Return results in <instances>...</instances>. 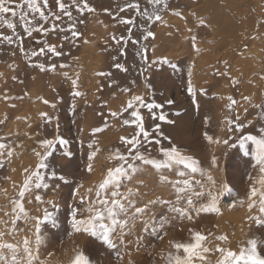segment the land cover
Wrapping results in <instances>:
<instances>
[{
    "label": "rangeland",
    "instance_id": "374dc122",
    "mask_svg": "<svg viewBox=\"0 0 264 264\" xmlns=\"http://www.w3.org/2000/svg\"><path fill=\"white\" fill-rule=\"evenodd\" d=\"M197 1L166 0L165 8L163 4L150 5L148 0H87L95 10L81 15L70 7L69 19L58 11L55 0H48V8H43L40 0L46 21L26 6L17 9L15 17L3 16L15 29L13 32L0 22V35L13 37L12 44L0 41V143L6 146L0 152L11 153L0 155V220L7 221L0 223V230L12 232L3 238L8 243L29 238L37 257L34 264H72L78 253L90 264H169L170 254H175L171 244L191 242L189 229L208 236L205 246L211 249L219 246L238 252L247 247V241L255 239L257 254L264 258V223L258 226L255 222L261 216L259 203L254 201L249 210L247 199L259 176L257 145L245 141L242 148L240 144L241 137L264 138V0H250L254 28L238 50L212 37L203 16L193 13ZM62 2L72 5L73 0ZM132 4L138 8L129 7ZM21 11L27 13L25 20L20 19ZM50 13L61 18L56 20ZM157 14L160 20L155 19ZM29 20L31 24L26 23ZM71 25L74 28L69 30ZM25 27L48 31H33L28 36ZM71 31L80 35L73 37ZM149 32L153 35L148 36ZM157 39H163L161 49L155 47ZM45 45L55 46L61 54L54 56L45 48L43 54L31 56ZM118 64L123 70L116 67ZM77 77L78 97L72 95L71 83ZM189 85L193 95H189ZM134 96L142 97L145 105L160 107L149 111L134 102L133 109L120 115ZM229 97L236 101L231 109ZM133 110H138L153 141L139 150L159 166L134 161L135 170L103 192L104 198H110L116 191L118 196L127 197L122 203L129 206L125 209L128 224L124 235L121 237L117 229L113 236L117 247L110 249L97 237L76 232L71 213L76 208L77 219L88 216L85 210L97 200V185L106 169L119 163L117 150L119 154L127 153L120 137L135 135ZM111 112L118 115L112 117ZM41 113L47 115L42 117ZM161 115L165 120L159 119ZM125 119L133 122L124 125ZM236 124L246 126L240 132H230L229 127L235 129ZM157 125L159 130L154 131ZM97 128L103 131L94 132ZM205 133L213 137V143L205 140ZM57 137L68 143L59 146ZM45 140L53 141L47 168L41 169L42 183L47 187L36 189L33 185L24 199L28 218L21 217L13 225V217L3 213L10 211L8 201L17 198L24 164L30 160L29 170H35L36 153L43 155ZM89 144L100 149L91 161V172L87 170L88 155L93 150ZM173 145L183 156L198 161V171L192 172L162 155L161 148ZM52 173L55 178L49 179ZM15 174L18 183L11 182ZM222 185L228 190L221 192ZM37 195L41 197L39 203ZM213 196L216 211L198 215L192 211L209 206ZM187 198L193 200L191 207L186 204ZM145 205V212L133 217L135 208ZM173 206L189 211L193 221L177 219ZM45 210L50 214L47 220ZM36 217L41 220L39 233ZM161 217L171 221L159 232L163 239L154 232ZM220 236L227 239L218 240ZM230 236L238 243H234V249L228 246L229 240L233 241ZM219 255L208 254L207 260L216 264Z\"/></svg>",
    "mask_w": 264,
    "mask_h": 264
},
{
    "label": "snow or ice",
    "instance_id": "6c2138e0",
    "mask_svg": "<svg viewBox=\"0 0 264 264\" xmlns=\"http://www.w3.org/2000/svg\"><path fill=\"white\" fill-rule=\"evenodd\" d=\"M55 3L57 5L58 11L63 14L64 16L69 17L71 19L72 12L69 10L70 7H75V10L79 12L81 15H83L84 11L87 12H93L95 9L90 7L87 0H80L78 3L77 0H73L72 5H66L62 0H55ZM148 3L150 5H161L165 8H167L166 0H148ZM43 8H48V0H42ZM26 6L27 9L34 14H39V18L41 20H47V16L45 12L42 10L40 6V0H22V3H14V0H0V22L4 24L5 27H7L10 30L15 29V25L6 20L3 19L4 15L10 14L11 16L15 17L17 15V9H23V7ZM131 8H138V5L132 4L129 5ZM123 10V9H122ZM176 15H179V13H175ZM27 13H24L21 11L20 19L25 20V16ZM50 15H55V13H50ZM147 16V13L144 14ZM61 17L59 15H55V19L59 20ZM151 19V17H148ZM156 20H160L161 17L157 14L155 15ZM122 23H132V21L129 20H122ZM27 24H31V21H26ZM202 23V22H201ZM55 25L53 26L52 30H55ZM74 28V25L70 26L71 30ZM25 33L28 36H31L33 31H40L42 33L47 32V29H44L42 27L37 28H24ZM131 31V29H129ZM71 35L73 37H78L80 34L76 31H71ZM148 36H152L153 34L149 32L147 34ZM66 38V37H65ZM147 38V37H145ZM21 39L22 38H18ZM115 40V37H113ZM0 41H7L9 44L13 43V37L12 36H3L0 35ZM87 42V41H86ZM119 43V41H116ZM37 43H40V41H37ZM133 43H136V41H133ZM45 48L47 49V52L51 53L54 56H59L61 53L57 52L55 46L51 45H45L41 49H39L38 52L34 51L31 53V56H37L39 54H43L45 52ZM20 51L23 53L24 49L21 46ZM123 54V53H122ZM40 67L41 71H44L43 65H38ZM116 67L121 68V65H116ZM123 70V69H122ZM97 75H105V73H97ZM264 79V77H262ZM72 87H73V96H80L81 93L79 91H76L78 84V77L77 79H72L71 81ZM124 91H127L125 89ZM189 95H193V89L191 85H189L188 88ZM231 103L228 105V108L231 109L232 105L236 103L235 100H233L231 97L228 98ZM245 100L248 99V97H244ZM45 104L48 103V101H43ZM134 102L135 104L140 105L141 107H147L149 111H151L154 108L160 107V105L157 104H146L144 103V100L140 96H134L131 100H129L126 104V106L122 109L120 115L123 114V112H127L129 109L134 108ZM168 103H172V101H168ZM256 107H259L257 105ZM46 113H41V116H46ZM110 115L112 117H116L118 115L117 112H111ZM131 116L135 118V127L136 132L135 135H133L131 138L128 137H120L121 143H123L127 147V153L126 154H119V150H117V154L115 158L119 161V163L115 167H110L106 169L104 178L102 181L97 185V200L92 202V206L86 209L89 214L88 216L77 219V209H72V227L76 232H85L90 234L93 237H97L100 239L108 248L115 249L117 245L113 243V236L116 234L117 229H119V234L122 237L124 235V229L126 228L128 224L127 212L125 211L126 207H129L128 205H125L122 203V201L127 200V197L118 196L116 191H113L110 198H104L103 192L109 188L110 185H116L120 182V180L123 177H126L131 174L132 171L135 170L136 165L134 161H141L145 164H152L154 166L156 165L155 161L146 159L145 156L140 152V147L145 146V144H150L153 141L150 139V133L144 129L143 123H142V117L139 115L138 110H133L131 112ZM161 121L165 120V117L161 115L159 117ZM239 117H237V120ZM133 121H129L125 119L123 121L124 125H128L132 123ZM207 122V121H206ZM0 123H3V121H0ZM229 125H231L233 122L230 120L228 121ZM246 125H240L236 124L235 129L232 127H229V131H236L240 132L243 127ZM159 130V125L156 126L154 131ZM94 132H101L103 131L100 128L94 129ZM204 138L208 143H213V137L208 135L207 133L204 134ZM3 139V138H0ZM245 141H254V143L257 145V152H256V163L258 165V173L259 176L257 178L256 183L253 184V186L249 189L248 192V208L251 210L254 207V201H258L259 203V213L261 214L259 219H256V224L259 226L261 223H264V138L257 140L255 137L249 135L246 137H241L240 144L241 147H244ZM223 143L227 144L228 141L224 140ZM68 143L67 140H64L62 138L57 137L56 138V144L63 147ZM155 143L159 144L160 141L156 140ZM215 143H221L220 140H216ZM6 146L3 143H0V149H4ZM43 147L45 148V152L43 155H41L39 152L36 153L38 157V163L35 166V170H29L27 168L23 169L22 175H24V179L22 182V185L19 187L17 192V198L9 200L8 203L11 206L10 211L4 212V216H12L13 219L11 220V223L13 225L16 224V221L19 220L21 217L25 218L27 220L28 213L24 206V199L25 195L29 193L34 185L36 189H39L41 187H47V184H43V175L41 173V169L47 168L46 160L49 156H51L52 152L50 151L53 148V141L52 140H45L43 142ZM90 149H93L89 155H88V167L87 170L91 172L93 170V165L91 161L95 158L96 153L100 151L99 148H94L92 144H89L88 146ZM161 153L164 157H167L169 161H175L178 164L183 165L186 168H189L192 172L198 171V161H196L193 158L185 157L183 156L179 149L176 146H170L167 149L161 148ZM68 155V153H65ZM0 155H8L11 156V153H3L0 152ZM133 161V162H130ZM215 162V160H213ZM165 167L168 165L165 164ZM0 167H3V161H0ZM55 178V173H52L49 176V179ZM164 180V178H162ZM187 181L185 182V185L187 187ZM257 184L259 187H257ZM227 185H222L221 192L227 191ZM183 191V189L181 190ZM180 193H177V196L179 198ZM35 200L39 203L41 202V197L39 195L35 196ZM31 203V201H28ZM81 203H84V198H81ZM186 204L188 206L193 205V200L191 198L186 199ZM96 205H99V207H96ZM3 206L0 205V208ZM147 208V205H145L144 208L136 207L133 212V217H137L145 212ZM175 213H177V219H188L189 221H193V216L190 214L189 211L185 210L182 207H176L173 206L172 209ZM197 215L201 212L208 213V212H214L216 211V197L213 196L212 200L210 202V205L207 207H200L192 209ZM50 218V214L45 210L44 212V219L47 220ZM0 223H7V221L0 220ZM41 220L39 217H36V232L39 233V227H40ZM171 221L166 220L165 218L161 217L159 221V227L154 228V232L157 234L159 239H163V236L159 235V232L162 231L165 226H170ZM145 230H147V225H145ZM189 232L191 233V242H173L171 244L172 248L175 249V254H170L169 256V264H196L197 261L204 262V264H208L207 261V255L211 254L213 252L219 253V258L216 260V264H264V258H261L257 254V241L255 239H251L247 241V247L246 248H240L238 252H234L232 250H229L227 248L219 247L217 246L215 249H211L205 246V242L208 240V236L202 234L199 231H194L193 229H189ZM8 234L11 235L12 232L8 231H2L0 230V264H34V260L37 258L34 256L33 251L30 247L31 240L27 237H25L21 242L18 243H8L3 240L4 236ZM210 235V234H209ZM218 240L224 241L227 238L224 236L217 237ZM36 243H40V237L39 235L36 236ZM120 244H123V239H120ZM183 253V255H180V253ZM72 264H90L89 260L82 254L78 253L74 259L72 260Z\"/></svg>",
    "mask_w": 264,
    "mask_h": 264
},
{
    "label": "bare ground",
    "instance_id": "6f19581e",
    "mask_svg": "<svg viewBox=\"0 0 264 264\" xmlns=\"http://www.w3.org/2000/svg\"><path fill=\"white\" fill-rule=\"evenodd\" d=\"M250 2V0H198L193 13L195 16H203V22H205L206 26L210 29L214 39L228 42L235 50H238L245 37L254 28L255 15H253L250 10L254 7ZM162 40L163 39L156 40L155 47L157 49H161L164 46ZM24 165L26 166L24 168L30 169V160ZM18 177L19 176L15 174L11 177V182L18 183ZM231 239H233V241L229 240L228 246L234 249L233 245L237 243V240L236 237ZM210 264L214 263L210 261Z\"/></svg>",
    "mask_w": 264,
    "mask_h": 264
}]
</instances>
